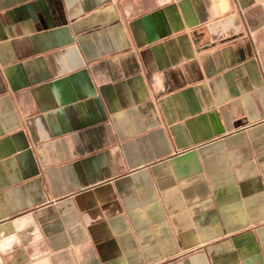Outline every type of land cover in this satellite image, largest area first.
<instances>
[{
    "label": "crops",
    "instance_id": "crops-1",
    "mask_svg": "<svg viewBox=\"0 0 264 264\" xmlns=\"http://www.w3.org/2000/svg\"><path fill=\"white\" fill-rule=\"evenodd\" d=\"M0 264H264V0H0Z\"/></svg>",
    "mask_w": 264,
    "mask_h": 264
}]
</instances>
